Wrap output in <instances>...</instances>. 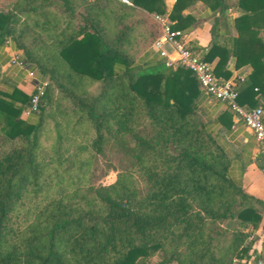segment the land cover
I'll return each instance as SVG.
<instances>
[{
    "label": "trees",
    "instance_id": "16d2710c",
    "mask_svg": "<svg viewBox=\"0 0 264 264\" xmlns=\"http://www.w3.org/2000/svg\"><path fill=\"white\" fill-rule=\"evenodd\" d=\"M101 1L0 0V47L12 40L26 63L50 75L34 122L22 117L29 95L0 87V264H139L158 250L177 264L249 257L251 243L244 242L251 233L219 225L233 218L258 227L264 202L229 177V158L196 117L195 77L163 61L137 63L159 35L139 8L164 13V1L132 0L136 7ZM195 1H175L173 28L193 21L181 11ZM201 1L211 11L225 10L223 0ZM239 5L246 13L235 19L232 53L237 66L251 64L254 80L264 57V40L256 35L264 27V0ZM216 55L214 74L221 79L228 49L213 42L201 57L210 62ZM53 87L78 107L73 134L88 121L97 149L108 134L130 163L113 183L95 188L83 174L66 177L79 171L76 156L85 147L75 148L67 168L63 141L73 136L60 120L51 156H40L44 121L57 105ZM252 89L238 92L239 103L241 93L250 94V107L259 106ZM146 121L149 127L141 128ZM135 173L145 177L146 190Z\"/></svg>",
    "mask_w": 264,
    "mask_h": 264
},
{
    "label": "crops",
    "instance_id": "0c3cea01",
    "mask_svg": "<svg viewBox=\"0 0 264 264\" xmlns=\"http://www.w3.org/2000/svg\"><path fill=\"white\" fill-rule=\"evenodd\" d=\"M105 1V5H107V0ZM163 1L165 4L164 14L169 15L176 0ZM223 2L225 7L224 12L219 9L211 11L207 4L201 0L191 3L181 13L192 17L193 21L180 30L184 32V38L188 45L200 56L207 54L213 42L227 48L229 56L223 69L227 75L220 74L219 77L223 80L234 82L239 93L253 84L252 93H255V96L252 100H257L259 102L258 105L264 109V57L262 58L260 73L254 80L252 79L253 68L251 64L236 65V57L232 53L235 39L239 35L235 27V19L246 13V11L239 5V0H223ZM139 9L150 17L149 12L142 8ZM212 27L213 34H211ZM256 35L257 38L264 40V27H260ZM15 56L23 60V52L15 47L12 40L7 39L4 45L0 47L2 89L10 91L13 87H17L29 95L33 90L35 81L25 70L15 63H11V59ZM218 56L216 55L210 61L213 68L219 59ZM158 61L164 62L163 58L158 55L157 50L151 44L137 63L150 64ZM26 67L35 72L34 66H30L27 63ZM171 68L176 69L177 67L173 66ZM36 76L43 77L40 74ZM240 100L241 103L238 101L240 105L250 107V94L243 95L241 93ZM195 112L204 123L206 130L214 137L215 141L229 158V177L239 184L247 194L264 202V148L258 145L252 131L235 120L233 113L225 103L208 98L200 90L196 100ZM22 117L28 120L32 119L33 116L27 114L26 109H24ZM250 227H252V232L257 236V238L254 237L255 241L251 243V248H259L261 245H264V240L262 241V238H260L264 237V217L258 227ZM247 258L249 257L240 259L236 264H248L245 260Z\"/></svg>",
    "mask_w": 264,
    "mask_h": 264
},
{
    "label": "built area",
    "instance_id": "2783aa9c",
    "mask_svg": "<svg viewBox=\"0 0 264 264\" xmlns=\"http://www.w3.org/2000/svg\"><path fill=\"white\" fill-rule=\"evenodd\" d=\"M128 6H133L132 0H116ZM150 17L158 26L159 35L152 43V47L157 50L158 55L163 58L166 66L181 67L189 70L195 77L198 89L208 98L223 102L233 113L237 122L243 124L252 131L259 146L264 148V109L260 106L247 107L240 105L237 101L238 89L234 82L223 80L214 74L213 65L204 60L192 47L188 45L184 38V32L172 27L169 15L164 13L151 12ZM21 69L35 81L32 92L29 94V104L26 113L31 114L39 109L42 97L46 92L48 81L26 67V64L18 56L11 59ZM247 231H253L248 227ZM250 232V233H251ZM255 233H251L244 246L252 243ZM262 241L264 240V237ZM262 244V243H261ZM250 256L245 259L248 264H264V245L259 248H250ZM240 260V259H239ZM238 258H234V264L238 263Z\"/></svg>",
    "mask_w": 264,
    "mask_h": 264
},
{
    "label": "rangeland",
    "instance_id": "374dc122",
    "mask_svg": "<svg viewBox=\"0 0 264 264\" xmlns=\"http://www.w3.org/2000/svg\"><path fill=\"white\" fill-rule=\"evenodd\" d=\"M101 1L103 5H105L106 1ZM24 63L27 66V63L24 61ZM1 70V69H0ZM35 73L40 74V71L38 68H35ZM2 74V72H1ZM43 79L45 78L48 81V85L50 83V75H42ZM52 82V81H51ZM0 87L2 88L1 84ZM99 89L97 88L94 92L98 93ZM52 95L53 97L57 99V105L54 104L52 106V115L48 116L47 121H44L43 126V133L41 134V142L43 143V147L40 150V156L48 158L51 156L52 152L50 149V144L53 143V137L55 136L57 132V128L55 126L56 121H61V126L64 131H67L68 134H72L73 137H70L68 141H63V147L65 149H68L69 151L64 154L66 158L65 166L67 168L70 167L72 160H74L73 152L76 150L75 148L78 146H84L85 148L81 149L78 155L76 156L77 160H79V164L75 165V169L79 170L78 172H71L66 177H72L74 175L75 177H80V174H83L85 176V179L91 184L93 187H99V186H107L111 183H113L117 175L119 173H122L127 168L130 167V163L127 161L125 157L118 151L117 146L112 141L111 138H109L108 134L104 135V139L102 142L98 143L100 146L99 149H97V143L95 144L96 139V131L92 126L89 125L88 121L79 126L80 129L78 132L73 134L72 127L74 126V121L78 118L77 113L78 107L74 104V101L71 99L70 96L66 95L63 92H60L57 88L52 89ZM64 96V98L62 97ZM46 103V101H43V103ZM28 106H26L24 109L27 111ZM40 110H37L34 113H31L30 115L33 116L32 119H28L30 122H34L35 119L38 117ZM70 113L71 118L67 122L68 119L67 115ZM64 117V118H62ZM196 117L199 119V117L196 115ZM137 118V116H136ZM83 119H85V116L83 115ZM27 120V119H26ZM141 128L149 127L148 121L142 123H139ZM144 125V126H143ZM84 161H89L91 166H83L80 167V164ZM52 171V170H51ZM135 178L138 182V187L141 190L147 189V183L145 180V177L141 175V173H135ZM88 184L86 183L87 186ZM73 188V187H71ZM263 221V220H262ZM219 226L223 227L227 231H233V230H243L247 231V228H244L240 225V223L233 218L226 219L223 223H221ZM251 232V231H249ZM254 237L257 238L256 235ZM223 240V239H222ZM167 255L164 251L158 250L156 252L151 253L148 258L145 260L139 261V264H158L159 262L166 261L167 264H177L176 261H167L166 260ZM239 260V259H238ZM231 264H234L233 260Z\"/></svg>",
    "mask_w": 264,
    "mask_h": 264
},
{
    "label": "water",
    "instance_id": "95a60500",
    "mask_svg": "<svg viewBox=\"0 0 264 264\" xmlns=\"http://www.w3.org/2000/svg\"><path fill=\"white\" fill-rule=\"evenodd\" d=\"M103 1V0H102ZM105 2V1H104ZM106 3V2H105Z\"/></svg>",
    "mask_w": 264,
    "mask_h": 264
}]
</instances>
